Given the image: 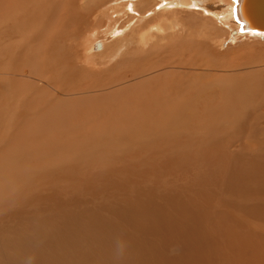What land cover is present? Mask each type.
<instances>
[{"label":"bare ground","instance_id":"1","mask_svg":"<svg viewBox=\"0 0 264 264\" xmlns=\"http://www.w3.org/2000/svg\"><path fill=\"white\" fill-rule=\"evenodd\" d=\"M244 1L235 0L234 10L230 9L239 25L226 17L230 25L222 23L216 18L220 12H213L216 20L224 26L237 24L239 29L231 30L235 34L264 35L250 27L242 14ZM25 2L24 15L16 20L27 25L14 28L29 33L34 21L28 13L33 11ZM34 34L43 39L32 38L26 49L35 43L32 51L42 49L57 60H50L51 74L45 72L46 63L41 65L46 69H39L42 78L36 84L45 93V83L53 86L50 96L57 106L49 108L45 100L40 103L26 96L20 103L29 98L32 102L16 114L12 134L30 135L27 128L47 133L49 126L61 131L53 137L55 142L49 140L54 147L49 158L56 156L57 162L47 169L45 155L51 146L47 150L45 145L46 152L37 154L40 160L33 171L37 151L32 155L27 149L18 150L15 142L2 144L0 162L3 159L5 166L0 170L8 169L12 175L6 178L0 172V264H264V80L252 78L259 70L251 66L252 58L245 66L246 61L235 63V54L232 59L221 54L212 57L215 65L190 67V61L177 65L168 55L145 70L132 64L129 75L123 71L115 77L108 72L100 80L107 71L87 74L79 65L75 67L70 54L59 50L64 44L58 41L57 31L42 26ZM146 37L137 39L145 44L152 38ZM14 58L16 64L0 71L30 74L32 64L27 61V70L21 55L17 58L14 52ZM222 64L235 68L234 72H219ZM185 72L197 76L198 83L179 84L175 77ZM165 75L172 80H162ZM84 76L87 79L82 82ZM77 91L78 98L56 95ZM97 93L105 100L116 99L104 103L107 120L94 123L98 120L95 108L100 105ZM82 97L89 108L74 111L70 107L66 119L45 114V106L55 111L64 101L81 103ZM128 104L139 105L142 117L137 118L136 109ZM84 109L90 115H84ZM34 110L40 115H32ZM80 116L86 117L80 122ZM121 140L127 148L119 147Z\"/></svg>","mask_w":264,"mask_h":264},{"label":"rangeland","instance_id":"2","mask_svg":"<svg viewBox=\"0 0 264 264\" xmlns=\"http://www.w3.org/2000/svg\"><path fill=\"white\" fill-rule=\"evenodd\" d=\"M26 1L27 2L25 3L28 4V5L26 4V7L33 11L28 13L29 19L32 22L34 21L32 27L31 28L29 27V33H26L24 30L21 29V27H20L21 30L20 32H18L17 29L14 28V26L16 25H20V26L27 25V22H18L16 20L17 18H22L24 15L23 14L24 6H22L23 0H15V1L0 0V31H5L4 34H0V69L11 68L14 64L17 63L16 59L14 58V52L17 53V58L21 55L23 64L27 65V61H28L30 62L28 64H32V66L34 67L33 68L31 66L30 69L32 70L30 71V74L10 73V72L6 73L4 71H0V147H1L0 149H3L2 144L7 141L10 142L11 144H13L14 142H15L14 144L17 143V147H19L18 150L27 149L32 155H34V153L37 151L34 155L35 157L34 161L31 164V168L33 169V171H35V168L38 166V162L40 160L39 155H41L42 152L45 151V145L48 150V148L51 146L49 140L50 142H55L53 137L57 135V132L58 133L61 132V131H56L52 127L50 128L49 126L47 129L49 133L47 131H46L47 133H45L44 131L34 132L31 131L29 128H27L28 133L30 135L26 133H25L26 135H23L24 133L22 134L18 133V135L16 134L14 135L15 136L14 137L12 134L14 123H17V120L15 118L16 114L22 110V106H27L31 104L30 102H32V100H38L40 103L43 100H45L47 102L46 104H48L47 107L49 108L52 106L56 108L57 106L54 103L53 100L54 98L50 96V93L53 92V86L50 83H45L43 86L49 92L48 93L46 91L45 93L43 92L45 89H43L41 86L36 85L40 83V78H42L41 74H39V69L41 72L45 71L43 69H46V68L43 69L40 68L41 65L43 63H46L48 67L46 66L47 71L45 72L50 71L48 74H51V68H53L52 65L53 63L57 62V60L55 61L56 58L55 59L53 57L49 58L42 51H40L42 49H38V51H32V48L35 47V43L29 46L28 47L29 49L28 48L26 49L27 42L30 41L32 38L33 39L36 38L34 40L37 41L43 39L41 38V36H37L34 34V33H40L42 26L47 28L49 31L50 30L57 31V33L60 35L58 41L60 43L63 41L62 44H64V46H62V48L59 47L60 49L59 48L55 49L56 55L60 53L58 49L61 50L63 54L65 53L70 54L71 58L74 61L75 64L74 66L76 67V64L77 66L79 65L80 68H82V70L87 74L92 72L103 73L107 71L101 77H99L100 80L102 78H107L109 76L108 72H110V74L112 73L113 75L114 74L117 75L115 77H119L123 71L127 75H129L132 70L130 68V65L132 64H136L137 66L140 67L141 70H145V68L149 66L158 64L159 61H161V57L163 56L169 55L174 59V62L177 65L181 64L183 60H188V62L190 61L189 63L190 67L194 65H195L194 67H198V65L202 67H206L208 65L209 66L215 65V63L212 62V57L220 58L221 54L224 55L229 54L230 56L228 57L232 59L234 58L231 57L232 53L235 54L236 56L235 63H237L238 61L239 62L246 61V64L244 65L249 66L251 64L250 62L252 61L253 65L251 64V66L255 65L254 67L259 68V70L255 72L254 75H252V78L259 77L264 80V35L253 34V33L241 35L240 34L241 32L239 31H237L236 34L232 32L228 34H224L223 33L224 31L228 32L229 29L232 30L233 28L228 25L224 26L223 24L219 23L216 19L210 17V15H212L213 13L210 12L209 6L207 4L213 2H206L201 4L202 7L201 8L199 7L200 4L198 6V4L191 2L193 0H185L186 3L183 4H181L179 0H80V1L79 0H26ZM87 3L89 5H87ZM84 6L86 7V9ZM34 9L36 10L34 11ZM138 13H140V15ZM37 24H41V26L39 25L38 27H36ZM155 24L157 25V27L151 29V26L153 25L156 26ZM161 24L163 26H160ZM8 35H12V38L8 37ZM143 37L146 38L152 37V38H149L147 40V43L142 44L139 40H142ZM150 39L153 40L150 41ZM69 40L71 41L69 42ZM41 43L42 44L40 47H43L45 43L43 42ZM97 43H101V48L97 49ZM23 48H25L26 50ZM21 51L23 53H20ZM191 51L192 53H190ZM107 55L108 56L110 55L111 59L113 58V60H110L108 57L106 58ZM43 56L45 58V62H42ZM73 56H75L76 62ZM239 56H241V58ZM99 57L100 59H98ZM29 58L30 59L32 58L31 60L33 61H31ZM251 58L252 60L250 61L249 59ZM51 59L52 61L54 60L53 63L52 61H50ZM150 59L153 62H151ZM184 65H186V63H184ZM35 66L38 70L35 69ZM220 66L222 69H220L221 71L219 72H225V71L228 72L230 70L231 72H234L235 69V68L233 69L230 66L227 67V65L224 64L219 65V67ZM223 66L225 67L223 68ZM108 68L109 69L111 68V70L113 71H109ZM223 69H225V71ZM27 70H29L28 65H27ZM100 70L103 72H100ZM210 70L215 71V69L213 68H210ZM159 71L160 70H158V72ZM149 73H146V75H148ZM188 73L189 72L182 73L179 79L178 77L175 78L177 79V82L179 81V84L186 83L188 86L190 85V87H192L194 84L198 83V77L194 76L193 73L192 74L191 73L188 74ZM6 75H8V77H6ZM146 75L144 74V76ZM163 78L164 79L162 80L164 81L172 80L167 75H165ZM85 79H87L86 76L83 77L82 82H84ZM75 80L78 81V79ZM125 81L127 80L124 79L122 80V82ZM212 84H214V82ZM147 85H153V83ZM111 86H113V84ZM141 88L142 87H140L139 90L143 89ZM96 89L102 90L100 88H96ZM39 91L40 93H38ZM136 91L137 90H135L134 92ZM78 92L79 91L70 94H66L68 92L57 93L56 95L57 97H62V98L65 97L68 99L71 98L68 95L71 96L75 95L76 98H78L80 94ZM35 93H37L36 94L37 98L34 96ZM47 93L49 94L50 97L48 96ZM98 94L99 93H97V96L96 95L95 96L99 100L100 105L96 106L95 111L97 112L94 113L95 116L93 115L96 119L98 118V120L92 121L94 123L103 122V119H106V115L108 113L105 114V108L107 109V107L104 103H106L107 101L113 102L114 99H116V96L113 98L109 97L110 100L109 98H107L106 101L102 96H100V94L98 96ZM28 95H30L32 100L31 98H29L28 100H26L21 104L20 102L22 100H25V97ZM47 100L49 101V103ZM84 103L87 105H85ZM61 105H62L60 106L61 108L55 111L54 108H51L52 110L51 111L46 106L45 108L47 109V111L43 110V107L41 109L46 112L45 114H47L48 112L53 119L54 117L56 119L57 118L59 119V117L66 119V117L70 115L68 114L70 112L66 111L67 109H70L71 107V110L80 111L82 110L81 107L87 108L88 106H90V103L84 101L82 97L81 103L74 102L72 105L71 101H64ZM125 106L131 109H136L135 111H136V116H138L137 118L141 116L140 113L141 110L139 108V105L128 104ZM38 108L39 107H37V109ZM54 112L57 114H55ZM89 112L86 109L84 115L86 114L90 115L88 114ZM34 114L40 115V111L34 110L32 115ZM98 114L99 116H97ZM81 115L83 116V114ZM71 116L74 117L72 114ZM21 117L23 118L22 115ZM76 117L78 118L79 115ZM85 117L80 116V119L78 121L81 122V120H83ZM95 118L91 117L90 119L95 120ZM90 119L88 118V120ZM7 121H10L8 122L9 125L5 126ZM17 125H19V122ZM36 127L38 126L36 125ZM50 129L56 134H54L53 132H52L53 134L50 133ZM19 135L20 136L22 135L21 139L23 140L18 139V137L20 138ZM64 137L60 138V140H63ZM52 147L53 146H51V148L49 149L51 150ZM119 147L127 148L126 141L125 140L119 141ZM40 150L43 151L40 152ZM50 150H48L47 152L48 155H45L47 159L46 166L48 165L51 168L50 169L47 166L48 170H52L53 166L51 167V165L57 162L55 161L57 160L56 156L54 157L55 159L53 158V160L49 158L51 157L49 156L50 155L49 153L52 154L54 152ZM61 155H62L61 159L62 158L66 159V157H64L65 154H61ZM48 159L50 163L48 162ZM1 162H0V166L2 165L5 166V162L3 159ZM0 172L6 174V178L12 175L10 173V170L8 171V169L6 172L1 169ZM21 177H24L23 173H21ZM4 182L7 183V181Z\"/></svg>","mask_w":264,"mask_h":264},{"label":"water","instance_id":"3","mask_svg":"<svg viewBox=\"0 0 264 264\" xmlns=\"http://www.w3.org/2000/svg\"><path fill=\"white\" fill-rule=\"evenodd\" d=\"M241 8L250 27L264 31V0H245ZM97 47H100V43H97Z\"/></svg>","mask_w":264,"mask_h":264},{"label":"crops","instance_id":"4","mask_svg":"<svg viewBox=\"0 0 264 264\" xmlns=\"http://www.w3.org/2000/svg\"><path fill=\"white\" fill-rule=\"evenodd\" d=\"M196 1L199 3V4H202V3H204V1L203 0H194V2L193 3H195V4H198V3H196ZM220 1V2H219ZM223 1V2H222ZM225 1V2H224ZM234 2H235V0H233ZM216 2L217 3H212L211 4V6H209V10H210V12L211 13H217V12H222L223 14H221L220 15V13L218 14L219 15V17H216L215 15H214V13L212 14V15H210V17H212V18H214V19H219L220 21L222 20V23H225V24H229L228 23V21L226 20V18H228V19H230V20H235V17H233L234 16V13L232 12V11H230V9H233L234 10V2H233V4H231L232 3V1H228V0H216ZM226 3V4H225ZM228 3V4H227ZM222 5H223V7H222ZM225 7V8H224ZM216 9H217V11H216ZM220 10V11H219ZM223 10H225V11H223ZM229 10V11H228ZM227 12V13H226ZM227 14V15H226ZM231 16V17H230ZM216 17V18H215ZM226 17V18H225ZM225 22H224V21ZM234 22H236V20L234 21ZM237 23V22H236ZM238 25H239V23H237ZM237 24H231L232 26H230V27H232L233 29H239V26L237 25ZM230 25V24H229ZM235 26H237V27H235ZM226 30V29H225ZM224 34H228V33H231V29H229V31L228 32H226V31H224L223 32ZM244 34H251V33H244ZM244 34H241V35H244ZM259 35H261V34H259Z\"/></svg>","mask_w":264,"mask_h":264}]
</instances>
